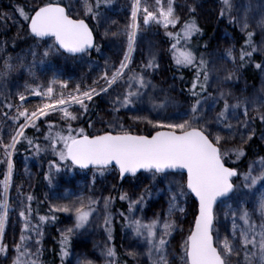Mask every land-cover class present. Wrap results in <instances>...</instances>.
Segmentation results:
<instances>
[{
    "label": "snow or ice",
    "instance_id": "6c2138e0",
    "mask_svg": "<svg viewBox=\"0 0 264 264\" xmlns=\"http://www.w3.org/2000/svg\"><path fill=\"white\" fill-rule=\"evenodd\" d=\"M109 3V0H94V4L85 3L84 14L90 19H98L102 13V5ZM155 4L160 6L158 12L151 10L149 6L141 7V0H133L131 4L130 23L127 25V49L120 59L118 66L110 65L105 61V70L101 75L93 80L91 85L76 84L69 89L67 80L54 78L48 82L47 86L37 83L27 91L35 97L41 98L42 102L32 110L25 106L27 96L24 93L18 94L19 104L4 103L5 111L2 117L12 122V131L8 133L9 139L5 141L0 138V153L3 159L0 163L7 165V172L4 180L0 182V254L6 259H11L12 264H41L40 256L42 249L38 247L40 240H33L32 233L36 237H42L41 225L49 219H57L55 213H70L74 217L71 227L63 230L60 241V254L63 261L70 255L71 239L74 234L81 230H87L93 218L100 212L98 207L101 202L103 205V227L107 233V239L112 240L113 217L110 207L113 197H96L94 194L84 196L77 195L71 199V195L64 197L69 200L66 204H53L49 211L51 216H38L39 223L32 224V195L27 196V204L20 201L19 217L23 220V227L19 236V241H14L12 246L5 242L6 225L9 213L12 210L9 202L10 181L13 175L14 162L12 156L15 154L17 145L26 141L30 149L36 155L41 151H46L38 138H29L26 131L29 128L40 130V123L44 118H50L53 113L62 114V119L67 121V128L60 129L52 134V123L48 122L49 134L44 135V140L49 142L53 154L57 159L49 161L50 170L61 171V166H77L80 169L95 167L101 173L109 168L118 171L119 177L123 180L128 174L136 177L138 173H149V179L156 183H167V191L170 194L168 200V212L163 218L159 214L154 215L150 222H143L142 218L135 216L137 211H143L146 203V195H150V188L145 187L138 196L132 197L127 192L119 196L121 201L128 202V215L120 213L127 226L132 229L134 234L142 238L146 243V255L150 264H169L167 248L169 237L176 230L177 225L172 219L176 211L183 212L179 207L182 197L194 196L198 201V214L195 216L194 227L190 230L183 243L184 264H234L233 258L243 257L242 261L237 260L236 264H264V157L259 161L253 162L249 166L247 173L244 174L243 181L237 185L233 178L239 177L235 167L228 163L230 152L237 159L244 156L242 147L229 149L226 147L228 140L234 138L233 134H239L244 139V134L240 129L232 124V120L250 132L248 139H251V126L247 105V99L238 100L230 103V93L217 89L218 95L213 96L209 92L210 70L209 61L204 53L198 49H193L190 41L201 32L195 19L185 21L178 32H171L168 29L176 28L180 23V18L174 14L172 0H168L166 8L161 6V0H155ZM220 17L229 16L230 22L238 24L241 31L246 32L247 39L245 47L239 53L241 64L250 60L253 53L257 51L253 44V31H248L250 20L247 10L242 17H231V0H221ZM74 5L72 0L64 4L62 0H39V3L31 8L30 12L23 9L19 15L26 23L30 34L36 41H44L51 38L53 43L42 53L43 58H47L52 53H68L72 56H79L83 59L84 55L89 54L90 50L100 51L99 45L94 41L93 29L85 22V19L78 15L74 17ZM195 13L196 8L189 9ZM144 26L156 23L162 26L166 35L174 42L171 44L172 59L178 69H191L193 78L190 87L187 89L192 103L179 117L178 122H167L169 117L159 118V113L165 112L173 103L174 98L169 96L163 89L157 90L156 85L146 77L149 70L159 67L155 54H151L147 63L140 66L137 71L132 67L133 53L136 50L137 37ZM7 19V17H5ZM257 26L264 30V14L257 21ZM183 42V44H182ZM182 44V46H181ZM39 47V44L37 45ZM207 48V45H205ZM250 49V50H249ZM3 51V49H0ZM36 51L32 52L33 62L28 65L29 73L36 78L37 61ZM3 64L0 65V81L6 80L13 71L11 57H3ZM222 59L235 62L233 49L228 48ZM41 59L39 63H43ZM255 67L264 71V64L256 63ZM215 70V66H213ZM234 73L229 72L224 77V81L232 80ZM183 77H181L182 79ZM101 81L104 82L101 85ZM126 85L123 93L117 94L112 99V109L119 112L121 109L134 107L137 103L143 102V97L148 95L149 103L153 111L158 113L154 119H146V123L151 124L154 134L142 135L133 134L126 130L123 124L109 122L115 131H104L102 134H88L84 128H73L72 121L79 119L75 111H69L74 105L79 106V110L87 112L90 103L95 97L102 94L112 96L110 89L114 85ZM59 85V95H54V85ZM149 89L151 93L149 94ZM65 90L67 92L65 93ZM115 89H113V92ZM162 95H157V92ZM159 101L158 103L156 101ZM211 100L212 105L209 109L205 104ZM222 102V107L216 111V105ZM264 103V99L261 101ZM243 108L242 114L238 110ZM14 110V112H13ZM209 111H215V116L209 118ZM12 112L10 115L9 113ZM136 119H142L136 117ZM264 122V114L259 116ZM91 127V125H90ZM223 133V135H222ZM57 145H60L57 147ZM71 162L69 165L68 162ZM186 173V176L184 175ZM179 175L182 182H176L170 177ZM51 185L52 175H46ZM95 180H93V184ZM258 186V187H257ZM247 189L248 191H243ZM236 197L237 207L235 210L229 206L225 213L226 219H231V232L223 240L220 238L219 230L215 227L217 217L215 208L217 201L221 198ZM251 201L253 208L249 210L245 205ZM259 214V223L253 217ZM242 221V225L238 223ZM101 254L107 258V264H113L117 256L114 247L105 245ZM129 255H133L129 253ZM77 264H94L93 261H82L78 258Z\"/></svg>",
    "mask_w": 264,
    "mask_h": 264
},
{
    "label": "rangeland",
    "instance_id": "374dc122",
    "mask_svg": "<svg viewBox=\"0 0 264 264\" xmlns=\"http://www.w3.org/2000/svg\"><path fill=\"white\" fill-rule=\"evenodd\" d=\"M19 1L31 6H35L39 3V0ZM64 2L67 4L68 0H64ZM89 2L90 0H72L75 9L74 16L83 15L84 17L89 18L84 14V5ZM132 2L133 0L111 1L106 7L100 9L102 15L98 19H92L96 26L97 39L103 42L102 48H100L96 57L91 56L92 52L84 55L83 59L79 56L74 57L61 54V52L52 53L47 58H43L39 53H42L53 43L52 39H47V43L35 40L29 46L20 48L17 53L13 55H5L3 51H0V65L3 64V57H11V64L13 66V71L10 73L9 77L6 80L0 81V114L5 110L9 111L3 107L4 103H20L18 99L19 93H24L27 96L25 106L29 110H32V108L42 102H47L46 99L45 101H42L41 98L32 96L27 89L34 87L37 83L47 86L48 82L54 78V74L55 78L59 80H67L69 83V89H71L76 84L91 85L93 80H96L105 70L106 60L109 61L110 65L118 66L120 59L123 58V54L127 49L126 33L127 25L130 23ZM198 2H201L204 5H196ZM167 3L168 0H161V6L165 8ZM172 3L174 14L178 16L180 20L183 16L187 15V10L190 9L191 6H197L199 11H204L206 8L208 10H213L216 7V3L213 0H172ZM186 4L187 6H185ZM253 4L259 8V11L253 15L254 17L250 21L249 28L254 31L258 45L264 48V30H261L257 26V21L261 18V15L264 14V0H244L241 17L245 14L246 10L249 13ZM145 5L149 6L151 10L157 12L160 7L155 4V0H141V7ZM19 11L20 10L16 11L3 7L0 1L1 21H4V24L11 28L12 33L15 36L21 34L25 24L22 17L19 15ZM203 16L206 17V13H204ZM5 17H7V19H5ZM173 29L175 28L170 27L168 31L172 32ZM165 36V29L154 22L149 26H144L141 14V29L137 37L136 50L133 53L132 67L139 71L140 66L147 63L150 55L155 54L159 67L154 70H149L146 73V77L156 85L157 90L163 89L164 92L174 98V103L165 112L159 113V118L163 119V117L167 116L169 117V121L167 122H178L179 117L183 115L184 111L192 103V99H190L180 87L178 76L169 72L166 63L164 62V58L167 55L166 44L163 41ZM3 44L4 38L0 34V49H3ZM38 44L39 47H37ZM228 48L233 49V56L236 58L235 62L222 59ZM33 51L38 53L35 57L37 64L33 69L36 72V78L29 73L27 68V66L33 62ZM41 59L44 60L42 64L39 63ZM262 60L261 64H264V58ZM213 66H215V70H213ZM209 70L211 85L209 92L213 96L218 95L217 89H219L230 93V103H235L237 99L241 101L247 99L250 101L247 105L248 114L249 117L255 118L249 120L251 132L255 133L254 123L257 121L259 125V142L264 146V122H261L259 119V116L264 114V103L261 102L262 99H264V71L259 70L258 80L255 84L246 82L241 77L236 43L230 33L224 29L220 30L217 37L214 39L209 60ZM229 72L234 73V76L232 80L225 82L224 77ZM53 87V94L59 95V85L57 84ZM126 87V85L118 83V85L113 86V89H115L114 92L113 89L109 90L112 92V96L107 94L101 95V99L98 102L91 119L85 123L86 133L102 134L106 130H118L110 126L109 122H112L113 125L116 123L123 124L124 128L130 130L133 134L148 135L150 132L154 131L152 125L146 123V120L144 119H154L158 117V113L151 108L148 95L143 97L142 103H137L134 107L121 109L119 112L113 111L112 99L115 95L123 93ZM66 92L67 90H65V93ZM149 94H152L151 89H149ZM157 95H162V93H159L158 91ZM156 102L158 103L159 101L157 100ZM211 105L212 101L209 100L205 104V108L209 109ZM220 107H222V102L216 105V111H218ZM69 111H75L76 114L79 115L78 120L71 122L73 127L84 120V112L79 110L78 105L72 106L69 108ZM238 111L242 114L243 108ZM215 114V111H209V118L211 119ZM136 117H141L142 119L138 120ZM1 118L2 115H0V120ZM45 119L67 126V121L62 119V114L59 112L53 113L50 118H44V120ZM154 122H156L155 119ZM231 122L240 129L241 133L244 134V139L242 140L239 134L234 133V138L228 140L226 147L229 149L238 147L244 148L249 141L248 135L251 133L240 126L237 120L233 119ZM0 124V138L7 141L9 139L8 133L13 130L12 122L5 119L4 121H1ZM252 136L253 135H251V138ZM242 159V156L237 159L231 152L228 157V161L231 164H236ZM12 160L14 162V170L11 179L15 176L19 180H22V184L16 192L15 205L11 207L12 210L9 213V219L6 225L5 242L9 244L10 247L14 241H19V236L24 223L18 214L20 210V201L23 200L25 204L28 203L26 198L30 194L31 180L41 172L44 175L42 187L43 195L49 207L53 204L69 203V200L64 198L69 194H72L71 199H75L77 195L81 194L84 196L94 194L96 197H112L113 195L115 196L114 192L117 191L118 194L116 195L118 196L127 192L130 196L135 197L144 191L145 187H148L150 188L151 194L146 195L145 197L146 203L143 207V211H137L135 216L142 218L143 222L147 223L150 222L156 214H159L161 218L167 215L170 195L167 191V183H156L153 185L149 179V173H141L136 177H127L124 180H119L118 172L112 168L101 173L97 169L79 170L74 166L64 167L62 165L61 171L57 173L54 169L50 170L49 162L42 167L33 160L31 155L20 154L16 158L12 156ZM256 161H259V159L249 163L245 168V172H238L240 174L239 177L234 178V182L237 185L242 183L244 174L247 173L249 166ZM68 164L70 165L71 163L68 162ZM49 174L53 176L51 185L48 180L45 179L46 175ZM170 179H173L176 182H182L179 175L170 177ZM93 180H95L94 184ZM243 191L248 190L244 189ZM126 203L125 215H128V202L126 201ZM178 203L179 207H182L184 211H176L172 215V219L175 221L177 228L172 236L169 237V245L167 248L169 264H184L183 243L191 230L196 214V204L191 196L182 197ZM229 206H231L233 210L237 207L235 196H233L232 199H222L215 208V214L217 217L215 227L219 230L221 240L231 232V219L225 218V213L228 211ZM245 206L251 210L253 208V203L249 201ZM98 207L101 210L93 218L92 223L87 227V230L85 232L81 230L80 233L72 236L73 241L70 246L68 264H77L78 258L82 261H93L94 264H107V258L101 254L104 246L106 244L108 245L104 238H100V236H105L103 231L104 213L102 210V202ZM58 213L60 214L58 228L62 233L63 230L72 226L74 217L70 213ZM253 219L256 223H259V214L256 213ZM238 223L242 225V221H238ZM31 235L33 240L38 239L34 233ZM122 244L127 257L132 258L137 264H150L146 255V243L142 238L137 237L127 224L124 230ZM129 253H132L133 255H129ZM242 259V255L239 258L234 257V264H236L237 260L242 261ZM0 264H12V261L10 258L6 259L0 254Z\"/></svg>",
    "mask_w": 264,
    "mask_h": 264
},
{
    "label": "trees",
    "instance_id": "16d2710c",
    "mask_svg": "<svg viewBox=\"0 0 264 264\" xmlns=\"http://www.w3.org/2000/svg\"><path fill=\"white\" fill-rule=\"evenodd\" d=\"M0 1L3 7H6L8 9H13L16 11L23 9L26 13L30 12L31 8L33 7L19 0H0ZM111 1L114 0H109V2ZM213 1L216 3V7L213 10H208L206 8V10L204 11H199V8L197 6L195 5L191 6L196 8L195 13H191L188 9L187 15L182 17L180 23L175 29H173L172 32H178L185 21L194 18L197 23V26L201 29V32L192 38L190 44L193 49H198L200 53H204L205 58L209 61L212 51V45L214 43V39L217 37L218 32L222 29L228 31L230 35L233 37L238 49V62H239L241 77L246 82L255 84L258 80V75H259V69L255 67V64L261 63L263 61L262 59L264 58V48L258 45V43L256 42V35L254 34L252 39H253V44L257 48V51L253 53V56L250 60H247L245 63L241 64L239 61V53L241 48L246 46L245 45V41L247 39L246 32L241 31L240 26L238 24L231 23L229 16H225L224 18H221L219 15L220 9L222 7L221 0H213ZM243 1L244 0H231L232 3V9L230 13L231 17H237V18L241 17V10H243ZM44 2H47V0H44ZM53 2H56V0H53ZM62 2L66 4L64 0H62ZM89 3L94 4V0H90ZM107 4L102 5L100 9L106 7ZM187 4L185 6H187ZM196 5H204V4L198 2L196 3ZM258 11L259 8L257 6H254L253 4L251 10L248 13L250 21L254 17L253 15L255 13H258ZM204 13H206L207 15L206 17L203 16ZM79 17L85 19V21L89 24L90 28L93 29V32L96 36V44L99 45L100 48H102L103 42L97 39L98 36L96 33V26L92 21V19L84 17L83 15ZM248 31H253V30L249 28ZM0 34L4 38L3 52L5 55L16 54L20 48L29 46L33 41H35V39L32 38L28 33L26 23L24 24L21 34L15 36L13 35L11 28H9V26H6L4 24V21L3 22L1 21V18H0ZM163 41L165 42L167 48V52H166L167 55L164 58V62L166 63L169 72L178 76L180 80V87L185 91L187 96L191 99V97L187 93V89L190 87V82L193 78V72L191 69L177 68V66L175 65L172 59V53L170 51L171 44L174 42V40L166 35ZM205 45H207V48H205ZM97 54L98 52L95 49H93L91 56L96 57ZM181 77L183 78L181 79ZM100 83L101 85L104 84L103 81H101ZM100 99L101 96L94 98V101L90 103L89 110L87 112H84V116H83V118L85 117L84 120L76 124L73 128L78 129L82 127L86 129L85 123L89 119H91ZM9 114L11 115L12 112H10ZM5 119L6 118L2 117L0 122L4 121ZM48 122L49 119H45L44 122H41L39 131L32 128H29L26 131V135L29 138H38L36 142L40 143L41 147L46 148L47 150L41 151L39 155H36L34 151L29 148L27 142L22 141L21 144L17 145L16 152L13 155L14 158H16L20 154H27L29 156L31 155L33 160L42 167H44V165L49 161L57 159L53 154L51 148L49 147V142L45 141L43 138L44 135L49 134ZM50 122L53 125V128L51 129L53 135L55 134L56 131L67 128V126H63V124L61 123H56L55 121H50ZM254 126H255V133L252 136V138L249 139L246 146L243 148V151L245 153V155L242 156L243 159L241 161H238L236 164H231L228 161L229 165L235 167L239 173L245 172L246 166L252 161L257 159L260 160L261 157H264V146L259 142V125L257 121L254 123ZM153 132L154 131L150 132L149 134H152ZM59 146L60 145H57V147ZM2 159H3V154L0 153V160ZM6 167H7L6 164L0 163V182L4 180L6 174ZM43 182H44V175L41 172L38 175H36L34 179L32 178L30 183L29 195H32L34 197V199L31 201V207L33 210L31 216L32 224L39 223L38 216H51L53 214L49 211L50 207L43 195V190H42ZM21 184H22V180H19L15 176L14 178L11 179V186L9 189V202L11 207L15 205V195L18 189L21 187ZM1 188H2V184H0V189ZM114 194L115 196L114 195L112 196L114 198L113 203L110 207V211L113 217V223L111 226L112 240L109 241L107 239V233L104 231V227H103V231L105 233V236L103 237L100 236V238H104V240L108 243L109 246L115 248L117 256L114 258L113 264H137L136 261L125 255L122 244L123 234L126 224H125V220L120 215V213L125 214L127 203L126 201H121L119 199V196L116 195L118 194L117 191H115ZM55 215L57 217L55 221L49 219L48 222L41 225L43 235L42 237H38V239L40 240V245L38 247L42 249V254L40 256L41 264H68L69 256L65 258L63 261L61 260V254H60L61 232L59 231L58 228L60 214L55 213ZM83 231L85 232V230ZM72 241L73 240L71 239V244Z\"/></svg>",
    "mask_w": 264,
    "mask_h": 264
},
{
    "label": "water",
    "instance_id": "95a60500",
    "mask_svg": "<svg viewBox=\"0 0 264 264\" xmlns=\"http://www.w3.org/2000/svg\"><path fill=\"white\" fill-rule=\"evenodd\" d=\"M86 22V21H85ZM87 23V22H86ZM90 27V26H89ZM27 30H28V28H27ZM28 33L30 34V31L28 30ZM93 35H94V41H95V43H96V37H95V34H94V32H93ZM30 36L32 37V35L30 34ZM33 38V37H32ZM46 40L47 39H51V38H45ZM63 50H61V52H62ZM93 51V49L92 50H90V52H92ZM89 52V53H90ZM63 54H65V55H68V56H72V55H70V54H68V53H63ZM77 57V56H76ZM154 134V133H153ZM70 162V161H69ZM71 163V162H70ZM76 169H79V170H86V169H80L79 167H77V166H74ZM88 169H96L95 167H90V168H88ZM117 171V170H116ZM118 172V171H117ZM138 174H141V173H138ZM137 174V175H138ZM184 175L186 176V173H184ZM118 177H119V175H118ZM127 177H133V176H131L130 174H128L125 178H127ZM124 178V179H125ZM235 178V177H234ZM234 178H233V180H234ZM123 179V180H124ZM119 180H122L120 177H119ZM192 197V199H193V201H194V203L196 204V214H195V216L198 214V208H199V204H198V201L196 200V198L194 197V196H191ZM222 199H225V198H221L220 200H218L217 201V204L222 200ZM194 222H195V217H194V220H193V224H192V227H191V229L194 227Z\"/></svg>",
    "mask_w": 264,
    "mask_h": 264
}]
</instances>
